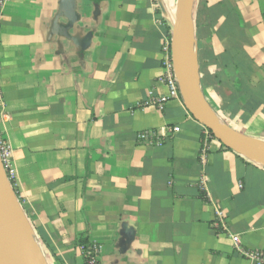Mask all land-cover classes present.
<instances>
[{
	"label": "crops",
	"instance_id": "crops-1",
	"mask_svg": "<svg viewBox=\"0 0 264 264\" xmlns=\"http://www.w3.org/2000/svg\"><path fill=\"white\" fill-rule=\"evenodd\" d=\"M180 8L5 6L0 132L47 264H83L85 239L100 247L98 264H255L232 235L264 252V166L208 139L180 92L163 110L144 106L170 94L163 47ZM193 19L207 102L223 124L264 143V0H195Z\"/></svg>",
	"mask_w": 264,
	"mask_h": 264
},
{
	"label": "water",
	"instance_id": "water-1",
	"mask_svg": "<svg viewBox=\"0 0 264 264\" xmlns=\"http://www.w3.org/2000/svg\"><path fill=\"white\" fill-rule=\"evenodd\" d=\"M195 0H181L180 16L170 34L173 71L177 79L180 95L185 107L194 119L222 145L235 153L264 166V154L256 150L254 141L223 124L217 117L197 80L183 67V42L191 37L194 48V10ZM195 51V50H194ZM24 220L31 229L30 236L24 234L19 220ZM32 242H35L36 248ZM0 264H47L33 229L17 199L8 174L0 157Z\"/></svg>",
	"mask_w": 264,
	"mask_h": 264
},
{
	"label": "built area",
	"instance_id": "built-area-1",
	"mask_svg": "<svg viewBox=\"0 0 264 264\" xmlns=\"http://www.w3.org/2000/svg\"><path fill=\"white\" fill-rule=\"evenodd\" d=\"M10 1L11 0H0V17L3 13L5 6ZM163 51H164V74L162 76V81H164L167 84L170 90V94L169 96L160 97V98L148 101L144 104V106H153V107H157L160 110H163L164 106L166 105V103L171 97H178L179 95V87H178L176 76L173 71L170 38H167L165 40ZM0 102H1V97H0ZM205 135L208 139L215 138L212 135V133L206 128H205ZM139 139L153 140L155 139V135L154 133H142L139 135ZM206 148H207V144L205 143L204 150ZM0 157L2 159L4 168L8 174L9 180L14 182V171H13L12 164H11L10 146L8 142L3 138L1 132H0ZM204 184H205V181L203 180L201 182V185L204 186ZM230 237L240 257L246 260H249L251 262H254L255 264H264V252L257 251V250H245L241 246V238L239 236L232 235ZM90 244H91L90 247H87L85 244H80V250L84 258L83 264H98V256L100 253V247L96 244H92V243Z\"/></svg>",
	"mask_w": 264,
	"mask_h": 264
},
{
	"label": "bare ground",
	"instance_id": "bare-ground-1",
	"mask_svg": "<svg viewBox=\"0 0 264 264\" xmlns=\"http://www.w3.org/2000/svg\"><path fill=\"white\" fill-rule=\"evenodd\" d=\"M183 67L190 73L194 81L197 80L196 76V55L193 48V40L191 37H186L183 42ZM256 150L262 154H264V144H255ZM20 226L25 235L30 236L31 229L28 224L24 220H19ZM33 246L36 248L35 242H32Z\"/></svg>",
	"mask_w": 264,
	"mask_h": 264
},
{
	"label": "trees",
	"instance_id": "trees-1",
	"mask_svg": "<svg viewBox=\"0 0 264 264\" xmlns=\"http://www.w3.org/2000/svg\"><path fill=\"white\" fill-rule=\"evenodd\" d=\"M11 184H12V187L14 188L15 192H17L16 191V187H15V183L12 181ZM80 243L81 244H85L87 247H90L91 246V244L86 239L85 240H81Z\"/></svg>",
	"mask_w": 264,
	"mask_h": 264
},
{
	"label": "rangeland",
	"instance_id": "rangeland-1",
	"mask_svg": "<svg viewBox=\"0 0 264 264\" xmlns=\"http://www.w3.org/2000/svg\"><path fill=\"white\" fill-rule=\"evenodd\" d=\"M10 182H12V181H10ZM15 187H16V186H15ZM16 196H17V199H18V201L20 202V204H21V206H22L21 200H20V198H19L17 192H16ZM22 208H23V207H22ZM24 213H25V212H24Z\"/></svg>",
	"mask_w": 264,
	"mask_h": 264
}]
</instances>
